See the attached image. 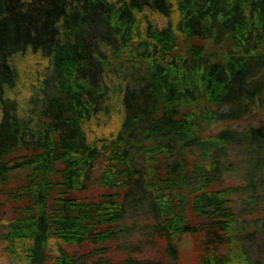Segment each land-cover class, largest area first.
<instances>
[{
    "label": "trees",
    "instance_id": "obj_1",
    "mask_svg": "<svg viewBox=\"0 0 264 264\" xmlns=\"http://www.w3.org/2000/svg\"><path fill=\"white\" fill-rule=\"evenodd\" d=\"M263 111L264 0H0L7 264H174L184 232L197 264H264V215L232 202L264 199ZM128 209L169 261L109 252Z\"/></svg>",
    "mask_w": 264,
    "mask_h": 264
},
{
    "label": "rangeland",
    "instance_id": "obj_2",
    "mask_svg": "<svg viewBox=\"0 0 264 264\" xmlns=\"http://www.w3.org/2000/svg\"><path fill=\"white\" fill-rule=\"evenodd\" d=\"M264 116V111H263ZM240 120H235L234 123ZM230 156L236 161L241 156V162L246 166H250L254 169H261V165L257 164L253 159L252 152L247 148L231 149ZM262 153V152H261ZM264 155V152H263ZM241 164L236 163L235 169L226 173V182H235L239 184L246 183ZM27 171V167L15 169L13 183L20 182L23 174ZM94 191H99L102 188L97 182H94ZM4 187H0V216L3 214L11 215L13 213V200L9 197V194L4 190ZM247 197H250L247 189L243 187L232 193V202L236 209L239 211V215L245 223L254 225L253 221L259 216L264 215V199H259L257 206H249ZM249 199V198H248ZM151 220V216L147 215V212L139 211L137 213L132 210L127 211L121 226H125L126 229L120 230V232L111 240V246L109 252L115 257L120 258L122 256L131 254L135 259H145L148 261H169L170 255L167 252V240L156 233L150 232L149 225L145 223ZM246 224V225H247ZM129 230V233H128ZM255 245L259 246L263 244L260 240H255ZM260 243V244H259ZM253 245V244H252ZM93 243L85 241L79 244H70L68 248L75 249L79 253H83L88 248L92 247ZM264 248V245H261ZM260 247V246H259ZM177 259L174 264H197L193 253V236L190 232H184L177 241ZM0 264H7V255L3 248V241L0 240Z\"/></svg>",
    "mask_w": 264,
    "mask_h": 264
}]
</instances>
